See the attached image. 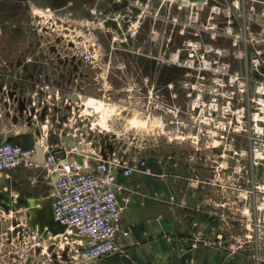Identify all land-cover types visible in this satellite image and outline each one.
<instances>
[{"label":"built area","instance_id":"obj_1","mask_svg":"<svg viewBox=\"0 0 264 264\" xmlns=\"http://www.w3.org/2000/svg\"><path fill=\"white\" fill-rule=\"evenodd\" d=\"M126 1H130L127 30L122 29L124 22L111 17L121 31V42L127 41V35H136L153 17L150 32L155 41L162 42L157 62L187 70L182 78L147 88L139 99L138 115L154 118L158 132L177 143H189L191 156L207 151L205 165L213 172V184L222 190V198L210 199V205L224 218L236 215V222L244 221L247 226L244 237H233L231 244L241 247L249 243L264 250V0ZM102 18L96 23L111 31L109 17ZM77 50L86 65L99 58L91 44L80 42ZM141 83L147 87L151 82ZM71 94L85 104V97ZM71 94L49 89L47 97L68 102ZM89 111L94 119L100 118L96 108ZM46 121L40 159L35 158L34 147L7 139L0 142V176L19 167L46 170L56 179L55 219L86 237L55 236L63 240V246L57 252L58 263L49 264H98L104 256L121 251L116 242L122 229L117 175L130 177L146 170L148 161L103 151L93 142H85L89 150L85 149L83 132L78 135L80 149L63 142L57 150L49 137L61 138V131ZM228 176L233 178L231 184L226 182ZM29 231L34 240L44 239ZM19 252L30 260L36 257Z\"/></svg>","mask_w":264,"mask_h":264},{"label":"rangeland","instance_id":"obj_2","mask_svg":"<svg viewBox=\"0 0 264 264\" xmlns=\"http://www.w3.org/2000/svg\"><path fill=\"white\" fill-rule=\"evenodd\" d=\"M61 11L64 10L41 8L30 0L0 2V123L15 131L26 125L34 127L40 120L35 113L43 111L46 102L49 118L63 129V135L76 140L80 132L84 133L81 144L93 142L98 149L131 159H178L189 153L192 148L189 143L181 145L168 134L159 133L154 119L137 113L141 111L139 99L147 94V88L159 86L170 76L182 78L187 74L184 68L158 70L156 60L141 54L142 42L155 38L149 28L153 17L138 35L134 49L140 52L134 53L123 44L112 45L117 34L103 30L97 23L77 24L74 16L65 19ZM180 41L182 44L183 40ZM80 42L96 48L99 58L94 64L82 62L77 50ZM146 72L149 78L158 79L147 87L141 83ZM49 89L59 94L78 93L86 98L85 104L72 94L68 102L57 97L48 99ZM95 99L101 102L96 107L99 119L89 114L87 102ZM150 105L154 107V103ZM182 108L186 109L184 103ZM92 123L95 124L91 130ZM232 180L226 177L228 184ZM47 182L46 174H42L39 184L23 188V194L46 196L51 192ZM0 215L13 221V226L0 232V264L58 263L57 252L63 240L60 237L34 240L27 225L26 207L7 210L0 205ZM20 249L36 257L30 260Z\"/></svg>","mask_w":264,"mask_h":264},{"label":"crops","instance_id":"obj_3","mask_svg":"<svg viewBox=\"0 0 264 264\" xmlns=\"http://www.w3.org/2000/svg\"><path fill=\"white\" fill-rule=\"evenodd\" d=\"M2 1L9 0H0V2ZM30 1L39 4L41 8L45 7V9L58 10L62 8L64 11L61 13L65 19H69L66 18L68 16H74V22L82 26L92 22L91 25H94L97 20L99 22L103 20L101 17H109L108 25L111 27L109 32L117 34L112 45L117 47L123 44L130 52H140L135 51L134 48H137L138 35L144 29L147 20L141 25L136 35L129 32L131 35L128 36V32H126L127 41L125 42H121V31L111 20V17H115L118 23L124 22L122 29L126 31L130 1ZM156 1L158 0H153V3L155 4ZM149 28L152 30L151 21ZM161 43L154 39L143 41L141 54L156 60L155 57L161 51ZM156 65L158 70L162 71L164 68L172 71L177 69L175 66L159 62ZM142 68L143 66L140 65V70ZM160 73L158 75H161ZM171 75L173 74L171 73ZM170 77L166 78L164 83L161 82V85H166L179 78L176 75ZM141 80V82H157L158 79L149 78V74L146 72ZM95 101L99 106L100 99H95ZM32 102L34 101L29 100V103ZM43 105V111L38 110L35 113V117H40V120L38 119L34 127L26 125L15 131L0 123V142L7 139L24 147H34L35 158L40 159L43 156L40 143L46 120L49 119V124H52L55 129L63 131L58 127L57 122L49 118L48 103L45 102ZM58 140V142L53 140L57 150L63 145L60 136H58ZM82 145L89 150V146H85L84 143ZM206 154L207 151L203 150L202 153H199V157L197 155V158L189 153L183 154L178 159L157 158L153 160L144 157L148 161L146 170L137 171L130 177L118 173L116 194L121 209L122 229L117 234L116 242L121 247V251L104 256L98 261V264H264V250L258 251L254 244L249 243H245L241 247H234L230 242L233 237L241 239L247 233L244 221L236 222L238 220L236 215L228 219L224 218L210 205L209 201L213 197L215 199L222 198V190L218 185L213 184V172L205 165ZM75 157L79 161V158L82 160L79 155ZM3 174L4 172L0 176V182ZM42 174H46L48 181L52 180L44 169L19 167L5 172L6 182L10 183L14 189L11 203L23 195L31 197L23 194L22 189L30 188L36 183L38 185ZM124 232H128V235L125 236Z\"/></svg>","mask_w":264,"mask_h":264},{"label":"water","instance_id":"obj_4","mask_svg":"<svg viewBox=\"0 0 264 264\" xmlns=\"http://www.w3.org/2000/svg\"><path fill=\"white\" fill-rule=\"evenodd\" d=\"M96 105H98L97 102H95ZM62 141L67 144H69V141H71V137L69 135H62L61 137ZM53 140L59 141L57 136L50 135L49 142L53 143ZM80 139L77 138L74 141H71L70 145L71 147H76V142H79ZM77 148L80 149V146ZM81 160V158H79ZM56 180V179H55ZM55 180H49L47 182L48 186L51 189V193H49L46 196H38V197H26V196H20L17 201L11 203V196H12V188L11 184L6 182L5 172L3 174V177L0 182V205L11 207L13 210H17L20 207H26L27 210H29L32 213V221L31 225L32 227L37 226V231L39 234L44 235L45 234V228H48L50 232L53 235H61V234H67L68 229L71 231V234H67L71 238H78L85 240L86 237H81L78 234V230L74 227H69L67 224H62L59 221L55 219L54 216V210L52 206V201L54 199V193L56 192L55 187ZM28 222V219H27ZM9 222H6V225Z\"/></svg>","mask_w":264,"mask_h":264},{"label":"bare ground","instance_id":"obj_5","mask_svg":"<svg viewBox=\"0 0 264 264\" xmlns=\"http://www.w3.org/2000/svg\"><path fill=\"white\" fill-rule=\"evenodd\" d=\"M95 100L94 101H91V100H89L87 103H89L90 105H89V107L91 108V107H94V108H96L97 107V105L95 104ZM86 103V104H87ZM99 106H101V103H99ZM100 118H101V116H100ZM154 119V118H153ZM11 188H12V185H11ZM11 194L13 195V188H12V190H11ZM51 193V192H50ZM44 197V196H43ZM52 206H53V201H52ZM27 213H28V222H27V225H28V228L32 231V232H37L38 233V231H37V224H36V226L35 227H32V225H31V222L30 221H32V213L29 211V210H27ZM67 234H71V232H70V230L68 229V231H67ZM41 235V234H40ZM55 236H57V235H53L51 232H50V230L48 229V228H45V234L44 235H41V237H43L45 240L46 239H48V238H50V237H55Z\"/></svg>","mask_w":264,"mask_h":264},{"label":"flooded vegetation","instance_id":"obj_6","mask_svg":"<svg viewBox=\"0 0 264 264\" xmlns=\"http://www.w3.org/2000/svg\"><path fill=\"white\" fill-rule=\"evenodd\" d=\"M5 207L7 210H9L10 207ZM6 222H9L6 225ZM11 226H13V221L11 219H2L1 215H0V232H4L6 230H8V228H10Z\"/></svg>","mask_w":264,"mask_h":264}]
</instances>
